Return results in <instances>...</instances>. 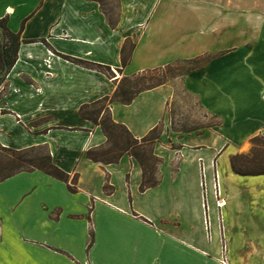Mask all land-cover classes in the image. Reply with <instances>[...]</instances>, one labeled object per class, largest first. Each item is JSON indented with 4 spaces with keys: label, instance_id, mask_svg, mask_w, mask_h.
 I'll list each match as a JSON object with an SVG mask.
<instances>
[{
    "label": "crops",
    "instance_id": "crops-1",
    "mask_svg": "<svg viewBox=\"0 0 264 264\" xmlns=\"http://www.w3.org/2000/svg\"><path fill=\"white\" fill-rule=\"evenodd\" d=\"M112 1L116 8L103 0H0V18L23 40L0 87V144L46 146L61 169L78 175L76 191L39 169L0 180V264H264V218L221 217L230 198L221 165L242 176L231 156L250 152L252 137L264 134V14L239 0H209L156 17L160 0ZM198 56L208 60L184 83L217 119L212 125L168 126L171 83L111 106L114 120L142 137L143 95L165 104L162 118L145 123L149 131L162 126L157 185L140 189L143 171L128 153L110 164L86 156L106 136L81 116L82 105L112 95L124 77ZM165 136L169 150L159 151ZM244 177L264 183V174ZM132 194L142 197V210Z\"/></svg>",
    "mask_w": 264,
    "mask_h": 264
},
{
    "label": "trees",
    "instance_id": "trees-1",
    "mask_svg": "<svg viewBox=\"0 0 264 264\" xmlns=\"http://www.w3.org/2000/svg\"><path fill=\"white\" fill-rule=\"evenodd\" d=\"M110 23L113 24L114 21L110 20ZM22 42L21 33L10 29L8 17L0 18V87L5 84L8 73L18 59ZM132 48L133 45H131ZM122 53V63L126 65L129 61L126 45ZM65 57L85 67L100 70L109 76L113 74L109 66L70 56ZM207 60L208 56H198L143 70L131 77L122 78L112 95L82 105L80 108L81 116L100 125L106 136V144L89 149L86 156L94 162L110 164L118 162L124 154L128 153L139 162L142 168L140 189L145 190L157 185L159 182L157 172L162 159L155 155L154 147L162 134V126L158 124L144 136L136 137L125 124L114 120L111 106L114 102L129 104L141 92L166 84L171 79L168 75L173 72L184 75L200 67L199 64H196L182 70V63H204ZM251 143L250 152L236 153L230 158L231 168L238 175L256 176L264 174V134L252 137ZM36 169L67 182L71 191L77 190L78 175L75 174L72 177L61 169L46 146L16 150L0 144V180L20 171Z\"/></svg>",
    "mask_w": 264,
    "mask_h": 264
},
{
    "label": "rangeland",
    "instance_id": "rangeland-1",
    "mask_svg": "<svg viewBox=\"0 0 264 264\" xmlns=\"http://www.w3.org/2000/svg\"><path fill=\"white\" fill-rule=\"evenodd\" d=\"M104 4L110 8H116V3L112 0H103ZM209 0H160L157 2V13L156 17L160 16L162 9L175 7H190L191 5L202 6L203 3ZM219 0H210L211 3H217ZM243 7H253L258 6L259 11L264 14V0H239ZM200 63H182L181 69L185 70L190 66H195ZM152 69V68H149ZM182 73V72H181ZM171 79L167 83L174 84L176 91L174 97L170 101L168 110L164 121L170 126L174 131H190V130H201L204 127L212 125L217 119L208 114L202 107L198 98L191 92L187 91L184 83L185 74L180 75L179 73L173 72L168 75ZM151 94V93H150ZM142 97V135H145L147 130L146 122L149 117L158 116L162 118L164 116V105L162 102L157 104H151L154 101L153 95L151 97H146L148 95H143ZM159 102V97L157 98V103ZM141 108V106H140ZM174 136V133H171ZM169 139L165 136L162 137L160 144L158 145L159 151L169 150L164 148L163 143L168 142ZM177 144V140H174ZM223 161V159H222ZM223 169V170H222ZM221 170L223 171V182L226 186L227 191H229L230 198L228 199V204L221 210L222 218H264V183H261V177H244L230 175L225 168L221 165ZM134 180V179H133ZM118 183V182H117ZM119 193V192H118ZM221 195V194H220ZM134 208L142 210V197H135L132 194V200ZM135 203V204H134ZM226 204V203H225ZM218 205V204H217ZM219 206V205H218ZM220 212L218 211V214ZM214 214V212H213Z\"/></svg>",
    "mask_w": 264,
    "mask_h": 264
},
{
    "label": "built area",
    "instance_id": "built-area-1",
    "mask_svg": "<svg viewBox=\"0 0 264 264\" xmlns=\"http://www.w3.org/2000/svg\"><path fill=\"white\" fill-rule=\"evenodd\" d=\"M216 189H217V194H218V197H219V201H218V205L219 206H222L225 204V201L223 199H221L220 197V194H221V186H220V183H219V180H218V176H217V180H216ZM225 262V258H223V260Z\"/></svg>",
    "mask_w": 264,
    "mask_h": 264
}]
</instances>
